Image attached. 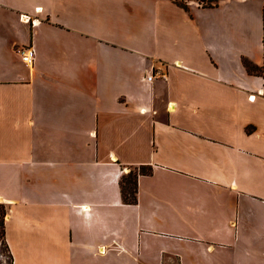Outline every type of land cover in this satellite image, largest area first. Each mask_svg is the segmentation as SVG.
I'll list each match as a JSON object with an SVG mask.
<instances>
[{
	"label": "crops",
	"instance_id": "obj_1",
	"mask_svg": "<svg viewBox=\"0 0 264 264\" xmlns=\"http://www.w3.org/2000/svg\"><path fill=\"white\" fill-rule=\"evenodd\" d=\"M246 62L264 71V0H0L12 264H264V75Z\"/></svg>",
	"mask_w": 264,
	"mask_h": 264
},
{
	"label": "trees",
	"instance_id": "obj_2",
	"mask_svg": "<svg viewBox=\"0 0 264 264\" xmlns=\"http://www.w3.org/2000/svg\"><path fill=\"white\" fill-rule=\"evenodd\" d=\"M185 7V5H183ZM210 6H213V2H211ZM246 66L249 70L250 73L257 74V75H264V71L260 68H257L253 66L251 63L246 62ZM252 129H249L248 131L250 132ZM144 174H152V169L151 168H146V167H141L140 169L134 171H130L129 174L125 175L122 178L121 181V189H122V195H123V200L125 203L130 204V205H136L138 203V178L140 175ZM0 206L4 207L2 204ZM4 216L2 219V228H3V237L5 241V236H4V227H5V218L7 216V212L4 211L2 213ZM6 243V242H5Z\"/></svg>",
	"mask_w": 264,
	"mask_h": 264
},
{
	"label": "rangeland",
	"instance_id": "obj_3",
	"mask_svg": "<svg viewBox=\"0 0 264 264\" xmlns=\"http://www.w3.org/2000/svg\"><path fill=\"white\" fill-rule=\"evenodd\" d=\"M139 168H133L131 169V171L136 172V170H138ZM5 206V205H3ZM6 211L7 212V208L0 206V264H12V256L6 246V243L4 241V237H3V228H2V219H3V215L2 213Z\"/></svg>",
	"mask_w": 264,
	"mask_h": 264
},
{
	"label": "built area",
	"instance_id": "obj_4",
	"mask_svg": "<svg viewBox=\"0 0 264 264\" xmlns=\"http://www.w3.org/2000/svg\"><path fill=\"white\" fill-rule=\"evenodd\" d=\"M19 53L21 54L22 61L27 67H32L35 63L36 59V51L33 49V47H28L26 49L20 50ZM164 79H167V76L163 75ZM154 76L151 75L148 77L149 81H153Z\"/></svg>",
	"mask_w": 264,
	"mask_h": 264
}]
</instances>
